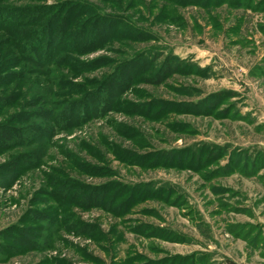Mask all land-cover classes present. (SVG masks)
<instances>
[{"label":"rangeland","instance_id":"1","mask_svg":"<svg viewBox=\"0 0 264 264\" xmlns=\"http://www.w3.org/2000/svg\"><path fill=\"white\" fill-rule=\"evenodd\" d=\"M0 11V264H264V0Z\"/></svg>","mask_w":264,"mask_h":264},{"label":"trees","instance_id":"2","mask_svg":"<svg viewBox=\"0 0 264 264\" xmlns=\"http://www.w3.org/2000/svg\"><path fill=\"white\" fill-rule=\"evenodd\" d=\"M2 11H0V16H2ZM2 18H0V23L2 22ZM158 58V59H157ZM157 58H153L154 61H158L160 59H162V57H160V55L157 56ZM26 59L27 61L29 62H33V63H42L40 60V58L34 56L32 54V51H28V54H26ZM136 58L134 59H131V60H135ZM44 60V59H43ZM45 60H46V57H45ZM131 60L129 61H126L122 68L121 71L119 70L120 72V79H121V82L122 81H128L130 79V75H131V67L132 66H135L134 64L139 61V59L137 61H134V62H131ZM150 60V58H143L142 60H140L139 62L141 64H144L146 62H148ZM138 62V63H139ZM16 67H20L21 69V74L22 75H25V64L22 63L21 59H18V62L15 63V65L13 66V68H16ZM121 67V66H120ZM177 63L175 60H173V58L171 56H168V57H165L163 61L160 62L159 64V68L157 70V82L158 83H161L164 79V77H170L174 74L177 73ZM14 73H10L8 77H10L11 75H13ZM113 75V74H112ZM120 84V81H118V78L116 76H112V78H110V87L114 88L115 89V86L119 85ZM122 85V84H121ZM18 86V85H16ZM19 87V86H18ZM17 88V87H16ZM11 97H15V99L17 100L19 98V94L18 95H14V94H11ZM13 98H7L6 102L9 104L10 102H12ZM15 101V100H14ZM40 103V99L39 97L37 98H33L30 102H27V105H24V107L26 109H22V111H20L17 115H15V118L16 119H19V120H22V121H25L27 119H30L28 117H35L36 116V112L37 110H40L39 113L37 114H42L41 112L44 111V109H38V104ZM210 103V102H209ZM19 104V103H18ZM206 106V105H205ZM203 106V107H205ZM213 106H214V103H213ZM202 109H199V112H201ZM49 112V111H48ZM29 113V114H28ZM43 114H46V113H43ZM42 114V115H43ZM49 113L46 114V116L48 115ZM51 114V113H50ZM50 116H53V115H50ZM21 118V119H20ZM8 133L9 134V129L8 127H1L0 128V135L1 137L0 138H3L4 135ZM212 155H210L211 157ZM3 248L0 247V251L2 250ZM232 264V263H231Z\"/></svg>","mask_w":264,"mask_h":264}]
</instances>
